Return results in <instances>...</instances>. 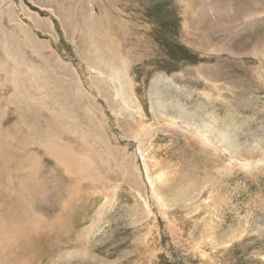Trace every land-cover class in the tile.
Returning <instances> with one entry per match:
<instances>
[{
  "label": "rangeland",
  "instance_id": "1",
  "mask_svg": "<svg viewBox=\"0 0 264 264\" xmlns=\"http://www.w3.org/2000/svg\"><path fill=\"white\" fill-rule=\"evenodd\" d=\"M20 5L0 19V264H264V0ZM138 146L191 202L162 209Z\"/></svg>",
  "mask_w": 264,
  "mask_h": 264
},
{
  "label": "bare ground",
  "instance_id": "2",
  "mask_svg": "<svg viewBox=\"0 0 264 264\" xmlns=\"http://www.w3.org/2000/svg\"><path fill=\"white\" fill-rule=\"evenodd\" d=\"M15 1H16V3L17 4H15ZM49 1H52V0H49ZM3 3H5V5H7V6H3ZM7 3V4H6ZM19 3V4H18ZM22 3V2H21ZM9 4V5H8ZM11 4V5H10ZM87 9V8H86ZM53 12H55V13H57V11L55 10V9H51ZM91 12V11H90ZM5 13H8V14H10V16L12 17L11 18V20L12 21H14V19H16V18H19V19H21V18H23V16L24 15H27V13L25 12V10L22 8V6L20 5V0H0V19L2 18V16H3V14L5 15ZM35 23L38 25V26H41L42 24H41V21L39 20V19H37V21H35ZM47 24H49V23H47ZM15 25H17V27L18 28H20L21 30H23V31H26L25 29H27L26 27L27 26H25L26 24L25 23H23V21H17L16 23H15ZM1 26V25H0ZM29 28V27H28ZM49 29V28H48ZM73 30H74V28H73ZM25 33V32H24ZM30 33V32H29ZM8 38H6L5 39V41H4V48L6 49V51H7V54H8V57L10 58V59H13V60H17V57H16V54H17V51L13 48L12 50L10 49V47L8 46ZM31 41V40H30ZM30 41H28V42H30ZM33 42V41H32ZM32 44V43H31ZM35 44V43H34ZM33 44V45H34ZM39 48V47H38ZM34 49V48H33ZM35 50V49H34ZM37 50H35V52H36ZM6 54V55H7ZM19 56V55H18ZM104 55L103 54H101L100 55V58H98V62H101L102 64H104V66H105V68H107L106 66L108 65H110L109 67H110V70H109V72H108V75L110 76V77H112V79L113 80H115V79H117V81L119 80V83H120V87H119V89H118V95L119 94H121V93H123L124 95L125 94H128V95H130V92H129V90L131 89V87H128V81L127 82H124V80L123 79H127V76H126V74H124V76L122 75V73H120L121 71H122V69H121V67H115L114 65H111V63L110 64H108L107 62H106V60H105V58L103 57ZM28 61V60H27ZM97 63V61L95 62V64ZM26 64V63H25ZM32 66V65H31ZM109 69V68H108ZM23 71V70H22ZM100 73L102 72V68H100L99 70H98ZM28 72V71H27ZM44 72V71H43ZM15 74L17 73L16 71L14 72ZM13 75V74H12ZM18 75V74H17ZM20 75V74H19ZM18 75V76H19ZM40 75V74H39ZM33 76V75H32ZM98 76V75H97ZM17 77V76H16ZM26 78V77H25ZM49 78V77H48ZM111 79V78H110ZM125 79V80H126ZM14 80V79H13ZM23 80V79H22ZM63 81V80H62ZM34 82V81H33ZM127 83V84H126ZM98 84H99V82H98ZM64 85V84H63ZM65 85H67V84H65ZM100 85V84H99ZM102 86V85H101ZM15 87H16V89H19V83L18 82H15ZM67 87V86H66ZM43 89V88H42ZM79 90V89H78ZM104 90V89H103ZM42 91V90H41ZM49 92V91H48ZM61 92V91H60ZM32 93V92H31ZM132 93V92H131ZM51 95V94H50ZM159 95H161V94H159ZM92 96V95H91ZM126 96V95H125ZM124 97V96H123ZM85 99V98H84ZM109 99H111V98H109ZM44 101V100H43ZM59 101V100H58ZM122 101L124 102V104H125V106H127V100H125V99H122ZM66 102V101H65ZM40 103V102H39ZM44 105V104H43ZM160 111H162V112H166V111H168V112H170L169 111V109H168V106L166 105V104H162V103H158V107H157ZM32 110V109H31ZM141 109L139 108V111H140ZM173 110H175V108H173ZM88 111V110H87ZM57 114H59V113H57ZM61 114V113H60ZM169 116V115H168ZM173 116H174V114H173ZM28 117V116H27ZM61 118V117H60ZM187 118V117H186ZM176 119V118H175ZM175 121V120H174ZM169 125L170 124H174V122H173V120H172V117L170 116V118H168L167 119V121H166ZM95 124V123H94ZM194 124V122H191L190 120L189 121H187V123H186V125H187V127H181V129H182V131L183 130H185L186 131V133L188 132V133H191L192 135H191V137L192 138H194L195 139V141L196 140H198L199 142H200V144H203L206 148H208V150H210V152H212L213 154H216L217 152H219V144H218V142H224V139H225V137H226V135H218V134H222V132L220 131V130H218V129H216V128H210L209 129V131H210V133H211V135L213 136V138H216L217 139V141H215V140H211V137L209 136V135H207V132L204 130L205 129V127L207 128V127H209V126H207L206 124H202L203 126H199L198 125V127L196 128V126H197V124H195L194 126V128L192 127V125ZM214 125H216V124H214ZM184 126V125H183ZM72 127V126H71ZM189 127H192L193 128V130H189ZM191 129V128H190ZM222 129H224V128H222ZM147 131V130H146ZM208 131V132H209ZM213 133H217V134H213ZM224 136V137H223ZM48 140V139H47ZM198 142V143H199ZM230 145V144H229ZM110 148V147H109ZM108 148V151L110 152V154H112V151H111V148L109 149ZM137 150H139L138 152L142 155V157H143V161H144V169H145V175H146V177H147V182H148V184H149V186H150V189H151V193H152V197H154L156 200H157V202H158V204L159 205H161V207H162V209L163 210H165V209H167L168 208V205H169V203H170V206H172V205H174V204H176V203H179L180 201H183V202H185V203H188V202H191V200H192V195L189 193V191L188 190H191V188L190 187H192L193 188V186H192V183H188L187 185H185V183L183 182V184L182 183H180L178 180L176 181V179H174V178H172L170 175H169V173L166 171V170H164L163 168H161V169H158L157 171H155V172H152V170H150V168H149V164H150V160H149V157H148V154L147 153H145V149L143 148V147H141V146H138V149ZM147 150V149H146ZM222 150V149H221ZM3 151V150H2ZM233 151V150H232ZM234 153H230V156H229V158H230V161H229V164L230 165H233V166H235L236 165V162L237 161H235V160H237V156H238V153L236 152V151H233ZM60 154V153H59ZM67 155H68V153H66ZM60 155H62V154H60ZM65 157V156H64ZM79 157V156H78ZM85 157V156H84ZM87 157L88 158H90L92 161H93V158H91V155H87ZM81 158H83V157H81ZM152 159H153V156L151 157ZM85 159V158H84ZM240 159V158H239ZM245 159V158H244ZM243 159V160H244ZM250 160H252V159H250ZM240 161V163L244 166V165H250V163H252V162H250L249 160H244V161H241V160H239ZM81 162H83V161H81ZM239 163V164H240ZM157 164H159V163H157ZM133 166H135V165H133ZM223 166H224V164H223ZM135 169L138 171V166L137 167H135ZM153 169V168H152ZM182 182V181H181ZM208 182H210V181H208ZM205 184V183H204ZM203 185V184H202ZM205 185H207L208 186V184H205ZM145 186V185H144ZM195 187H197V185H195ZM194 187V188H195ZM216 187V186H215ZM167 188V189H166ZM204 188H207V187H204ZM213 188V187H212ZM203 189V188H202ZM215 189H217V188H215ZM182 190V191H181ZM206 190V189H205ZM212 190V189H211ZM211 190H210V192H211ZM139 191V190H138ZM181 191V192H180ZM217 190H213L212 191V194L210 193V196H209V199H211V198H213V197H215L216 195H215V192H216ZM201 192H204V190L203 191H201ZM200 192V193H201ZM164 193L165 194H167V195H169V203L168 204H166L167 202H166V200H165V196H164ZM202 194V193H201ZM219 195V194H218ZM219 197V196H218ZM216 198L217 200L220 198ZM222 197V196H221ZM208 198V197H207ZM197 199V198H196ZM214 202L216 201L215 199H212ZM220 200V199H219ZM140 202V201H139ZM219 202V201H218ZM143 203H146L145 202V199H144V201H143ZM217 203V202H216ZM217 204H219V203H217ZM217 204H213L212 206L214 207V209H213V212H216L217 210H219V208L220 207H218V206H220V205H217ZM189 205V204H188ZM217 205V206H216ZM147 211V210H146ZM219 212V211H218ZM147 213H150V212H147ZM218 214H213V216L215 217V216H217ZM212 220V219H211ZM216 225V224H215ZM204 226V225H203ZM172 227V226H171ZM244 229V228H243ZM174 231V230H173ZM215 238V237H214ZM210 239V238H209ZM208 239V240H209ZM214 240L211 238V242H213ZM224 243V242H223Z\"/></svg>",
  "mask_w": 264,
  "mask_h": 264
}]
</instances>
